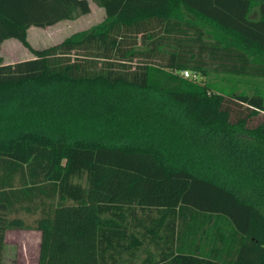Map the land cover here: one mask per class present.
Returning a JSON list of instances; mask_svg holds the SVG:
<instances>
[{
  "label": "trees",
  "instance_id": "obj_1",
  "mask_svg": "<svg viewBox=\"0 0 264 264\" xmlns=\"http://www.w3.org/2000/svg\"><path fill=\"white\" fill-rule=\"evenodd\" d=\"M92 1L0 0V264H264V0Z\"/></svg>",
  "mask_w": 264,
  "mask_h": 264
},
{
  "label": "rangeland",
  "instance_id": "obj_2",
  "mask_svg": "<svg viewBox=\"0 0 264 264\" xmlns=\"http://www.w3.org/2000/svg\"><path fill=\"white\" fill-rule=\"evenodd\" d=\"M186 16L191 15L186 14ZM102 18L103 12L101 9H97L96 6L92 5L88 13L76 14L71 20H62L55 25L45 27H31L27 38L34 47H46L61 41L76 30L87 29L97 24ZM10 48L11 46L0 50L2 61H16L32 55L22 44L18 45V50L8 51ZM257 121L258 119L255 118L252 123L254 124ZM17 216L28 223H32L36 218V215H28L23 212H20ZM39 242L40 231L36 229L6 230L3 264H37Z\"/></svg>",
  "mask_w": 264,
  "mask_h": 264
},
{
  "label": "crops",
  "instance_id": "obj_3",
  "mask_svg": "<svg viewBox=\"0 0 264 264\" xmlns=\"http://www.w3.org/2000/svg\"><path fill=\"white\" fill-rule=\"evenodd\" d=\"M88 2H89V10L92 8V5H94V6H96L97 7V9H101V11L103 12V17H104V11H103V9L101 8V7H99V6H97L96 5V3H94L92 0H88ZM103 19V18H102ZM58 23V22H57ZM56 24V23H55ZM54 24V25H55ZM31 27H33V26H30L28 29H27V37H28V32H29V30H30V28ZM35 27V26H34ZM81 30V29H80ZM37 33H40V32H38V30H35ZM77 31V30H76ZM41 37H42V35H40ZM27 40H28V38H27ZM28 42L30 43V41L28 40ZM19 43V44H18ZM18 45H21L20 44V42L18 41V40H16V39H6V40H4L2 43H1V45H0V50L1 49H3L4 47H9V46H11V48L8 50V51H12V50H14V49H17L18 50ZM30 45L32 46V47H34L31 43H30ZM35 48H37V47H35ZM0 57H2V54L0 53ZM31 57V56H30ZM27 58H29V57H27ZM24 59H26V58H24ZM22 60V59H21ZM16 61H18V60H16ZM3 62L4 63H12V62H15V61H4L3 60ZM4 242H5V238H4Z\"/></svg>",
  "mask_w": 264,
  "mask_h": 264
},
{
  "label": "built area",
  "instance_id": "obj_4",
  "mask_svg": "<svg viewBox=\"0 0 264 264\" xmlns=\"http://www.w3.org/2000/svg\"><path fill=\"white\" fill-rule=\"evenodd\" d=\"M182 76L183 77H189L190 73L187 70L182 71Z\"/></svg>",
  "mask_w": 264,
  "mask_h": 264
}]
</instances>
